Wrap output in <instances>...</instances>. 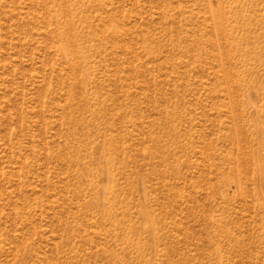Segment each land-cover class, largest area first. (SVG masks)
Segmentation results:
<instances>
[{"label": "rangeland", "instance_id": "1", "mask_svg": "<svg viewBox=\"0 0 264 264\" xmlns=\"http://www.w3.org/2000/svg\"><path fill=\"white\" fill-rule=\"evenodd\" d=\"M0 264H264V0H0Z\"/></svg>", "mask_w": 264, "mask_h": 264}]
</instances>
